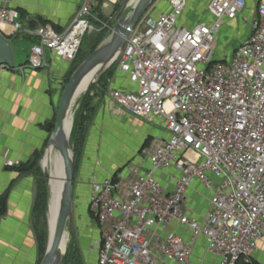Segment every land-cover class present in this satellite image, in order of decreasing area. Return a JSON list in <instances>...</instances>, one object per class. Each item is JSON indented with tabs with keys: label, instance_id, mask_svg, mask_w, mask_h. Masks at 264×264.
<instances>
[{
	"label": "built area",
	"instance_id": "built-area-1",
	"mask_svg": "<svg viewBox=\"0 0 264 264\" xmlns=\"http://www.w3.org/2000/svg\"><path fill=\"white\" fill-rule=\"evenodd\" d=\"M10 1L0 7V29H26L37 38L21 71L47 67L46 50L75 61L93 29L89 0L62 32L51 25L28 28ZM168 5V12L154 16L150 9L142 17L117 59L137 89L109 91L119 111L159 120L168 138L150 139L142 161L126 175L92 179L97 264H194L199 237L217 264H236L251 258L264 239V0L256 1L251 17L247 0H211L207 17L191 27L179 25L186 0ZM237 19L249 25L248 35L230 59L217 61L220 32ZM12 69L0 64V75ZM196 182L211 193L201 222L191 218L188 205ZM173 222L178 229L168 231Z\"/></svg>",
	"mask_w": 264,
	"mask_h": 264
},
{
	"label": "crops",
	"instance_id": "crops-1",
	"mask_svg": "<svg viewBox=\"0 0 264 264\" xmlns=\"http://www.w3.org/2000/svg\"><path fill=\"white\" fill-rule=\"evenodd\" d=\"M86 1L11 0L8 6L20 13L24 24L30 29L38 23H45L51 25L57 32H62L75 19L78 10ZM91 1L94 15L97 13L96 6L99 1ZM186 1L187 7L179 19V25L191 27L207 17L210 0ZM256 1L247 0L245 13L248 17L252 16ZM2 5L3 0H0V7ZM160 7L161 12L170 11L167 0L165 5L161 2ZM154 13L157 14L155 11ZM239 21L241 22L240 19L228 22L224 28L239 24ZM0 35L9 43L13 60V69L0 75V200L2 198L6 200L5 214L0 217V264H40V249L33 217L38 177L35 171L22 172L20 167L32 162L38 154H43L42 159L46 154L50 138L44 125L54 117L58 90L69 71V63L61 61L46 50L47 67L39 70L25 68L21 71L20 68H24L28 63L32 46L37 43L36 36L23 30L15 32L9 25L2 26ZM113 89L136 90L137 86L117 68L109 81L106 97L94 98L97 116L88 133L83 151L84 161L77 180L83 189L79 198L82 200L81 197L86 195L84 198L87 202L94 177L102 181L117 173L126 175L131 165L142 161V150L147 139L168 138L159 120L136 118L139 120L138 128L144 140L135 149L127 147L125 153L119 155V164H116L113 151L101 145V134L107 132L104 130L105 120L111 118L110 110L113 107L118 110L109 97V91ZM126 126L128 127V122ZM125 128L123 127V130ZM7 161L16 164L10 167L7 166ZM39 165L42 166L41 161ZM121 169L123 170L120 171ZM159 181L171 189L163 175H160ZM86 189H89L88 194ZM187 194L191 218L203 221L210 208L211 193L201 183L196 182ZM94 224L92 221H84L83 235L85 234L84 237L88 240L78 241L83 264H97L96 247L100 234L98 224H95L96 226ZM176 225L173 222L168 231L178 229ZM179 231L189 238L190 235L185 231L182 229ZM206 246L204 237H199L193 253L194 264L218 263L214 256L206 253ZM251 259L264 264V239L258 242V249L252 254ZM161 264L172 263L162 261Z\"/></svg>",
	"mask_w": 264,
	"mask_h": 264
},
{
	"label": "water",
	"instance_id": "water-1",
	"mask_svg": "<svg viewBox=\"0 0 264 264\" xmlns=\"http://www.w3.org/2000/svg\"><path fill=\"white\" fill-rule=\"evenodd\" d=\"M122 8L121 15L110 35L79 65L71 75L69 81L62 86V92L58 103L55 129L49 141V147L41 160L44 177L48 183L49 175L43 166L50 148L57 149L63 165V185L60 195V203L54 234L49 226V240L46 252L40 264H63L67 253L68 243L62 248L64 235L70 223L74 201V174L75 153L71 144V134L74 127L75 113L79 106L73 107L72 99L78 94L83 81L96 72L94 81L89 89L98 82L99 78L110 69L125 49L127 42L142 17L152 8L154 0H139L132 12L128 11L127 0ZM8 63L13 67L11 48L9 43L0 35V64ZM87 90V92L89 91ZM86 92V93H87ZM85 93V94H86ZM67 116L71 117L70 128H66ZM69 235V234H68Z\"/></svg>",
	"mask_w": 264,
	"mask_h": 264
},
{
	"label": "rangeland",
	"instance_id": "rangeland-1",
	"mask_svg": "<svg viewBox=\"0 0 264 264\" xmlns=\"http://www.w3.org/2000/svg\"><path fill=\"white\" fill-rule=\"evenodd\" d=\"M97 1H99V2H97V6H96V8H98V9L96 10L97 13H95V14H97V15L94 14V19L92 21L93 29L90 33H87L86 36L83 38L84 39L83 49L85 51L88 50V46L92 41L91 37L88 38V36L93 32H96V34H101V32L103 30H108L109 28L112 30L115 25L112 28H111V26L113 24H116V22L118 21L120 15H121V11H122L123 6L125 5L126 2L128 3L127 0H97ZM89 2H90V5L92 6V1L89 0ZM161 2L164 5L166 4V0H157L151 8V14L152 15H157L161 12V10H162V9H160V8H162V7H160ZM167 2H169V1L167 0ZM154 11L157 14H155ZM99 15L101 16L100 18H99ZM39 25L45 26L48 24L38 23L33 29H35ZM24 30H26V29H24ZM248 32H249V25L248 24L246 25L245 23L240 22V21H239V24L230 25V26L222 29L220 32L219 44H218L216 52H215L216 60L217 61H223V59H226V60L230 59V57L232 56V52L237 49V47L240 44L241 39L244 38L246 35H248ZM59 59L61 61L66 62L65 60H62V58H59ZM66 63H68V62H66ZM71 68H72V63H69V71L71 70ZM69 71H68V73H69ZM68 73L66 74V76L68 75ZM65 77H64V80H65ZM64 80L62 81V85L59 87V90H58V99H57V103H56V107H55V114H57L58 103H59L60 95H61V88L64 84ZM98 83H99V80L94 85H97ZM95 87L96 88L92 92H90L91 97L97 98L98 96H101V97L105 98L107 93L103 94L100 91V88H98L97 86H95ZM90 89H89V91H90ZM88 92L86 94H88ZM83 97H84V95L79 99V101H81V99ZM93 104L95 107H97V104L94 101H93ZM110 112H111V115H110L111 118H106L107 120H105L104 130H106L107 132H106V134H103V133L101 134V138H102L101 139V145H104L105 147L108 148V150L113 151V154L115 155L114 156L115 157L114 162L116 164H119V162H120V159H119L120 156L119 155L124 154L125 150L128 149L127 147H129V146H131L133 149L137 148L143 142L144 137L142 136V133H141L140 129L138 128V126H139L138 121L139 120L137 121L136 118L131 117V116L129 117L128 115L124 114V112L119 111V109L118 110L115 109V107H113L110 110ZM96 116H97V108H96L95 114L92 117L91 122L89 124L88 133L91 129L93 121L96 119ZM127 116L129 117L128 119H126ZM127 122H128V127L126 126ZM123 127H126L125 130H123ZM54 129H55V127H54ZM88 133H87V137L85 139L86 141H85L84 148L86 147ZM50 138H51V136H50ZM129 142H130V145H129ZM83 151H84V149H83ZM41 159H40V161H41ZM83 161H84V156H83V152H82V156L80 157V160H79V168L77 170L76 177L74 180L73 211H72L70 223H69L68 229H67V231H68L67 233L69 234L67 240H70V241L72 240L73 237H75L77 241H80L81 239L83 241L84 240L87 241L88 238L84 237L85 234L83 235L84 221H92L93 224L95 223V221L89 215V212H90L89 204L86 201V199L84 198V196H86V195H83L81 197L82 200H80V198H79V196L81 195L80 193H83V189H82V185H80L77 180L80 176V168L83 164ZM40 167H42V166H40ZM123 169H121L120 171H122ZM53 170H54V167H53ZM42 178H43V176H42ZM86 191L88 194L89 189H86ZM89 194H90V192H89ZM46 229L48 231V240H49V202H48V209L46 212ZM67 243H68V241H67ZM67 250H68V248H67Z\"/></svg>",
	"mask_w": 264,
	"mask_h": 264
},
{
	"label": "trees",
	"instance_id": "trees-1",
	"mask_svg": "<svg viewBox=\"0 0 264 264\" xmlns=\"http://www.w3.org/2000/svg\"><path fill=\"white\" fill-rule=\"evenodd\" d=\"M157 0H154L152 6ZM101 16L99 15V18ZM45 24V23H44ZM98 24V23H97ZM113 24L111 28L114 26ZM111 33V29L103 30L101 34H96V32L91 33L89 37H91V43L88 46V50L83 49L84 39L79 50V53L72 63V68L69 71L68 75L65 77L64 83L66 84L74 71L79 67V65L100 45V43L107 38ZM117 69V63H115L110 69H108L99 79V83L97 85H93L88 94L84 95L81 101H77L75 107L79 103V108L75 113L74 127L71 134V144L73 146V150L75 153V174L74 180L76 177L77 170L79 168V160L82 156V152L85 145V139L88 133V127L91 122L92 117L95 114L96 108L93 104L94 98L91 97L90 92H92L97 86L100 88V91L103 94H106L108 91L109 81L113 78L114 73ZM56 122V114L54 113V117L44 125L45 130L49 134V138L54 130ZM71 117L69 116L66 122V128H70ZM150 142V139L145 141L144 146H147ZM48 143V141H47ZM46 143V145H47ZM42 157V153L38 154L35 159L28 163L27 165H23L20 167L22 172L35 171L37 180V194L35 199L33 217H34V229L36 232L39 249H40V261H42L44 254L46 252V248L48 245V231L46 229V212L48 209L49 202V188L48 183L44 177V173L39 165L40 159ZM43 176V178H42ZM6 210V200H0V217L5 214ZM50 211V210H49ZM90 217L96 222V219L92 213L89 212ZM63 264H83V259L80 254V249L78 246V241L75 237L69 242L67 253L64 257ZM236 264H260L251 258L241 257Z\"/></svg>",
	"mask_w": 264,
	"mask_h": 264
},
{
	"label": "bare ground",
	"instance_id": "bare-ground-1",
	"mask_svg": "<svg viewBox=\"0 0 264 264\" xmlns=\"http://www.w3.org/2000/svg\"><path fill=\"white\" fill-rule=\"evenodd\" d=\"M139 0H130L129 4L127 5L128 11L131 13L133 8L136 6ZM96 72L88 76L82 83L80 90L78 94H76L75 98L72 99V105L73 107L75 106L76 102L87 92L89 87L94 81V76L96 75ZM79 103L77 104V106ZM65 121L66 122L68 120ZM44 168L47 170V173L49 175L48 181L50 184V197H49V226L52 232V235L54 234L55 230V225L57 221V216H58V210H59V203H60V195H61V189L63 185V165H62V160L60 157V153L57 149L50 148L49 152L47 154V157L45 158L43 162ZM54 167V170H53ZM51 170V171H50ZM53 204V205H52ZM67 238H68V233L64 235V240L62 242V248L66 246L67 244Z\"/></svg>",
	"mask_w": 264,
	"mask_h": 264
}]
</instances>
